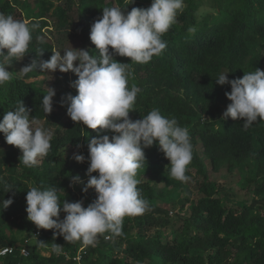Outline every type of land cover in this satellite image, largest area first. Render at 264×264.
Here are the masks:
<instances>
[{
	"label": "trees",
	"instance_id": "obj_1",
	"mask_svg": "<svg viewBox=\"0 0 264 264\" xmlns=\"http://www.w3.org/2000/svg\"><path fill=\"white\" fill-rule=\"evenodd\" d=\"M130 2L37 0L30 9L25 0H0V13L29 20L33 37L29 53L7 69L13 72V79L0 87V120L22 100L31 109L30 115L43 122L46 129L51 127L53 133L49 155L34 167L24 166L20 150L6 144L0 134V249H15L0 257V264H264V122L258 118L256 124L245 129L243 120H224L223 113L230 103L225 93L231 89L215 83L221 73H229L227 78L232 80L255 69L264 71V0H210L213 12L202 18L197 16L201 0H184L185 8L178 14L177 23L161 37L166 43L161 55L146 64L114 56L117 62H130L129 87L141 89L135 111L129 114L131 120L157 108L188 129L193 158L186 175L194 181L196 198H181V192L189 191V186L169 175V161L154 142L145 149L146 164L138 172L137 187L148 201L149 211L125 217L120 236L100 235L97 246L85 247L79 262L74 258L82 246L80 241L66 242L62 236L54 237L52 230L37 229L28 221L25 197L30 186H56L64 192L61 200H82L84 207L95 201L94 189L84 193L82 188L89 178L87 143L96 137V131L75 124L67 115V105L62 106L67 95L77 94L70 86L77 79L73 73H69L66 87L55 90L53 110L44 117L42 97L47 91L29 79L39 70L28 76L19 72L41 50L40 59H50L54 47L45 40V30L51 18L64 28L75 11L85 50L95 55L90 28L102 16L103 8L119 6L126 15L134 7L147 9L152 0ZM190 27L196 29L194 34L188 32ZM68 149L84 155L85 162L77 163L74 155H65ZM223 167L229 173L238 171L243 175V187L251 186L249 203H237L235 207L234 194L210 180L209 172L216 174ZM76 176L81 183L71 184ZM5 184L14 189L6 193ZM9 198L13 203L3 208V199ZM173 199L177 205L174 213L168 208ZM64 214L60 213L61 220ZM175 222L180 226L173 229ZM35 232L39 236L31 239ZM37 240L48 244V248H41ZM52 243L63 247L61 254L51 252ZM21 247L30 251L28 258L19 255ZM44 251L50 254L44 256Z\"/></svg>",
	"mask_w": 264,
	"mask_h": 264
},
{
	"label": "clouds",
	"instance_id": "obj_2",
	"mask_svg": "<svg viewBox=\"0 0 264 264\" xmlns=\"http://www.w3.org/2000/svg\"><path fill=\"white\" fill-rule=\"evenodd\" d=\"M184 8V0H152L147 9L134 7L126 15L119 6L105 7L90 28L89 39L95 46V55L69 44L63 52L53 51L47 61L40 59L41 50L38 57L20 70V74L28 76L38 69L39 74L29 79L47 82L56 71L73 73L77 79L70 86L77 94L67 95L62 106L67 105V115L75 124L96 131V137L87 143L89 178L82 188L84 193L94 189L95 201L84 207L82 200H61L63 190L56 186L47 189L30 186L25 197L26 213L37 229L52 230L54 237L62 236L66 242L80 241L85 247L97 246L98 237L105 233L122 235L125 217L149 211V203L137 187L138 172L146 164L145 149L154 142L169 161V175L180 182L189 180L186 171L193 158V145L188 129L181 127L175 117L162 115L157 108L135 121L129 117L141 91L136 85L129 87L130 62L146 64L161 55L166 48L161 37L177 23ZM195 31L194 27L188 29L190 34ZM32 39L29 20L0 13V87L12 81L13 72L7 69L29 53ZM114 56L128 58L130 62H117ZM228 74L221 73L215 80L217 85H228L231 89L225 93L230 103L222 118L243 120L245 129L256 124L258 118L264 122V71L255 69L232 80L227 78ZM45 87L44 117L52 112L56 95L54 89ZM30 112L19 100L14 110L5 112L0 120V134L6 144L20 150V161L26 167L37 166L49 155L53 138L52 131L45 129ZM73 158L77 163L85 162L82 154H74ZM79 183L78 176L72 177L71 184ZM5 187L6 193L14 189L9 184ZM12 203L11 198L3 199V208ZM61 212L65 213L62 220ZM37 242L41 248H48L45 242ZM62 251V246L51 244V252L59 255Z\"/></svg>",
	"mask_w": 264,
	"mask_h": 264
},
{
	"label": "rangeland",
	"instance_id": "obj_3",
	"mask_svg": "<svg viewBox=\"0 0 264 264\" xmlns=\"http://www.w3.org/2000/svg\"><path fill=\"white\" fill-rule=\"evenodd\" d=\"M37 0H25V4L30 6V9H33L35 6ZM213 12V7L210 4V0H201L199 9L197 11V16L199 18H202L208 14H211ZM70 20L69 24L61 28L57 25V22L51 18L50 22L51 25L47 30H45V40L50 42L53 47L54 51L59 50L61 52L67 50L69 48V44L72 48L74 49H83L85 50V43H84V38L83 35L80 34V32L77 29V15L75 11L70 14ZM63 55V53H61ZM47 61V60H45ZM70 73V72H69ZM69 73H60L59 71H56L55 73L52 74L53 78L52 80L47 82V79L44 81H39L36 80L37 85L41 86L43 89H46L45 85L49 88H52L56 90L58 87H66L69 84L70 81V75ZM31 81H35L32 79ZM54 100V97H53ZM57 115L62 117V120L65 121V117L60 113L59 110H56ZM41 125L46 129L45 125L43 122H40ZM49 130L52 131V128H48ZM198 142V141H197ZM196 143L198 147V143ZM63 153L70 154L71 156L74 155V151L71 149L64 151ZM206 164H208L207 161H205ZM207 170L209 169V166H206ZM243 175L241 176L238 171H234L232 173L227 172L225 167H223L218 173H212L209 172V178L211 181L217 182L220 184L222 187H224L226 190L231 191L234 196H235V207H237V203H249L251 200L252 196V190L251 186L243 187L242 185V178ZM187 185L189 186V191L187 190L181 192V198H184L185 196H189L190 198H196V186L194 184L193 180H189L186 182ZM159 187H162V185H159ZM170 211L173 213L177 210V205L175 199L171 200L170 206L168 207ZM180 226L178 222H175L173 229H176ZM169 231H172L170 229ZM30 244L32 242L30 241ZM32 246V245H30ZM45 252V251H44ZM43 252V253H44ZM46 256V255H44ZM48 256V255H47Z\"/></svg>",
	"mask_w": 264,
	"mask_h": 264
},
{
	"label": "built area",
	"instance_id": "obj_4",
	"mask_svg": "<svg viewBox=\"0 0 264 264\" xmlns=\"http://www.w3.org/2000/svg\"><path fill=\"white\" fill-rule=\"evenodd\" d=\"M64 216H65V214L62 215V219L64 218ZM38 236H39V233H38V232H35V233L32 235V238H31V239H35V238H37ZM105 240H109V238H108V239L105 238ZM28 241H30V239H28ZM28 241H27V242H28ZM84 249H85V246L82 245L81 248L79 249V251H78L76 257L74 258V260H75L76 262H79V261H80V259H81V254H82V252H83ZM14 251H15V249H14L13 247H5V248H1V249H0V257H4V256H6V255L12 254V253H14ZM18 253H19V255H20L21 257H23V258H28V257L30 256V251L28 250L27 247H21V248L18 250Z\"/></svg>",
	"mask_w": 264,
	"mask_h": 264
}]
</instances>
